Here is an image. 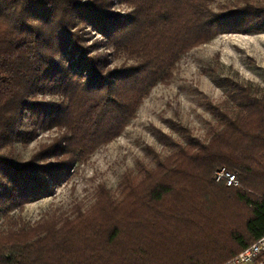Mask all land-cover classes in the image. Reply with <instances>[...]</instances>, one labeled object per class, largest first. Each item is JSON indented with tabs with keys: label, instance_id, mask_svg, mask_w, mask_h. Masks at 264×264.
I'll return each mask as SVG.
<instances>
[{
	"label": "trees",
	"instance_id": "trees-1",
	"mask_svg": "<svg viewBox=\"0 0 264 264\" xmlns=\"http://www.w3.org/2000/svg\"><path fill=\"white\" fill-rule=\"evenodd\" d=\"M131 1L130 38L120 35L126 24L109 35L139 65L105 72L106 58H91L69 23L86 15L99 27L109 17L91 18L77 0H0V264H223L264 235V106L253 99L227 115L210 140L189 144L170 165L148 171L145 183L131 186L126 178L122 195L130 190L141 206L129 223L110 215L99 221L91 210L38 234L16 217L20 205L48 192L50 179L121 135L175 56L228 23L264 31L261 4L215 15L208 0ZM68 47L70 54L80 51L72 67L64 61ZM47 93L54 98H39ZM50 127L66 135L18 163L17 144ZM61 155L67 156L57 165L45 162ZM223 166L236 173L238 186L215 180ZM108 196L99 194L98 203ZM227 200L248 208L244 233L233 230L232 216L216 213ZM207 212L232 231L228 243L218 242L219 229L204 231L200 216Z\"/></svg>",
	"mask_w": 264,
	"mask_h": 264
},
{
	"label": "rangeland",
	"instance_id": "rangeland-1",
	"mask_svg": "<svg viewBox=\"0 0 264 264\" xmlns=\"http://www.w3.org/2000/svg\"><path fill=\"white\" fill-rule=\"evenodd\" d=\"M77 2L88 6L84 14L91 18H99L102 14L109 17L107 22H98L99 27L86 15L69 23V31L76 34L80 46L87 47L84 51L89 52L91 58H106L102 62L105 72H114L124 65L137 67L138 61L117 49L109 35L126 24L124 33L122 31L120 35L130 38L134 26H127V21L133 17L135 8L132 1ZM207 3L215 15L226 14L251 3L264 6V0H208ZM70 12L75 15V11ZM235 26V23H228L210 41L190 46L175 56L169 62L167 75L149 90L136 116L121 135L98 146L81 162L64 170L65 174L59 173L55 180L50 179L47 193L20 205L15 215L18 219L20 217L21 223L39 234L54 222L68 224L79 214L89 215L91 210L99 221L110 215L115 216L118 222L119 219H127L129 223L130 215L139 213L141 206L135 203L130 190L122 195L126 178H129L131 186L140 181L145 183L148 171L155 173L162 164L170 165L172 155L184 148L186 150L191 146L189 144L210 140L216 131L224 129L226 116H234L244 101L253 99L254 102L259 101V106H264V31L248 25L244 29H234ZM69 51L70 47L64 61L72 67L80 57V51L76 54ZM39 98L49 100L54 96L47 93ZM64 132L59 127L41 129L32 141L18 143L15 152L18 163L25 162L41 149V145L65 136ZM66 156L50 157L45 162L57 165ZM99 194H109L110 201L98 203ZM231 201H221L216 213H220V217L232 216L237 225L231 229L244 233L240 223L248 208ZM203 214L200 221L204 231L212 227L216 232L219 229L218 242L228 243L232 233L226 232L228 226L218 225L209 212Z\"/></svg>",
	"mask_w": 264,
	"mask_h": 264
},
{
	"label": "built area",
	"instance_id": "built-area-1",
	"mask_svg": "<svg viewBox=\"0 0 264 264\" xmlns=\"http://www.w3.org/2000/svg\"><path fill=\"white\" fill-rule=\"evenodd\" d=\"M214 178L217 182H225L228 186L240 184L236 173L225 166L215 171ZM223 264H264V235L228 259Z\"/></svg>",
	"mask_w": 264,
	"mask_h": 264
}]
</instances>
